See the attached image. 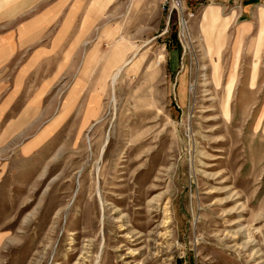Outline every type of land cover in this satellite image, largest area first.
<instances>
[{"label": "rangeland", "instance_id": "rangeland-1", "mask_svg": "<svg viewBox=\"0 0 264 264\" xmlns=\"http://www.w3.org/2000/svg\"><path fill=\"white\" fill-rule=\"evenodd\" d=\"M88 10L25 90L43 139L18 165L40 170L0 202V264H264V56L199 10L190 53L175 28Z\"/></svg>", "mask_w": 264, "mask_h": 264}, {"label": "crops", "instance_id": "crops-1", "mask_svg": "<svg viewBox=\"0 0 264 264\" xmlns=\"http://www.w3.org/2000/svg\"><path fill=\"white\" fill-rule=\"evenodd\" d=\"M94 1L100 8L127 9L128 18H133L128 20L131 24L157 26V30L165 25L162 0H0V202L26 200L11 186L37 183L40 168L18 165L35 157L43 139L41 127L36 129L37 122L42 121L41 107L34 115L27 112L28 105H41L42 97L28 99L25 90H41L45 65L52 64L53 71H58L63 62L58 58L59 42H66L69 49L76 39L74 25L91 26L88 9ZM187 1L196 8V14L199 10L198 16L210 33H229L233 28L230 38L243 42V55L264 56V0ZM76 2L83 9L77 20ZM89 31L90 27L84 28L82 35ZM257 46L261 47L259 53ZM28 121L32 136L18 148V141L27 135ZM0 216H5L3 209ZM9 237L8 231L0 230V248Z\"/></svg>", "mask_w": 264, "mask_h": 264}, {"label": "built area", "instance_id": "built-area-1", "mask_svg": "<svg viewBox=\"0 0 264 264\" xmlns=\"http://www.w3.org/2000/svg\"><path fill=\"white\" fill-rule=\"evenodd\" d=\"M161 8L164 12L166 32L175 28L183 53H190L193 50L191 24L197 16L196 8L187 0H162Z\"/></svg>", "mask_w": 264, "mask_h": 264}, {"label": "bare ground", "instance_id": "bare-ground-1", "mask_svg": "<svg viewBox=\"0 0 264 264\" xmlns=\"http://www.w3.org/2000/svg\"><path fill=\"white\" fill-rule=\"evenodd\" d=\"M134 56H135V55H134ZM133 59H134V58H133ZM130 60H131V59H130ZM121 70H122V67H121L120 69H118V71L116 72V74H114V75H115V79H116L117 76H119ZM113 82H114V81H113ZM98 264H99V261H98Z\"/></svg>", "mask_w": 264, "mask_h": 264}]
</instances>
